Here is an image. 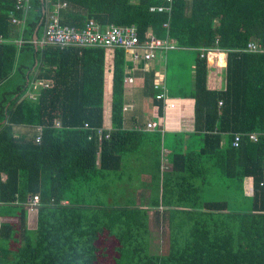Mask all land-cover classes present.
Here are the masks:
<instances>
[{"label": "trees", "instance_id": "obj_1", "mask_svg": "<svg viewBox=\"0 0 264 264\" xmlns=\"http://www.w3.org/2000/svg\"><path fill=\"white\" fill-rule=\"evenodd\" d=\"M60 1L65 24L135 26L141 43L152 32L175 43L169 51L197 53L191 93L157 99L162 84L146 79L155 118L170 110L177 130L168 134L196 143L170 152L163 126L124 127V49L114 51L109 130L106 49L36 45L44 1L32 0L25 14L17 0H0V264H105L109 256L114 264H264V52L235 51L250 41L264 49V0H173L171 16L150 10L166 0ZM214 47L228 52L226 61L219 53L201 58ZM182 99L194 101L188 131L178 126ZM250 132L262 134L255 142L244 136ZM133 156L150 159L143 171L152 183L141 184L148 194L138 195L126 173ZM223 186L232 193L216 195ZM36 195L30 230L26 203ZM151 212L167 227L165 254L151 252Z\"/></svg>", "mask_w": 264, "mask_h": 264}, {"label": "built area", "instance_id": "obj_2", "mask_svg": "<svg viewBox=\"0 0 264 264\" xmlns=\"http://www.w3.org/2000/svg\"><path fill=\"white\" fill-rule=\"evenodd\" d=\"M171 1V0H168ZM49 0L47 1V11L45 16V27H44V37L40 42L42 46L51 45L55 47L68 48V47H97L105 48L107 50L124 49L126 52L132 55V58L139 60L140 54H143V60L151 61L155 59L161 51H168L175 48V43H169L167 39H161L153 34H148L147 39L141 43L137 28L135 26L125 27L118 25H111L109 27H103L99 22L95 20H89L86 25L82 28H77L74 26H69L63 24L61 16L59 14V7L55 12H52L48 7ZM16 8L18 11H23L25 14L31 8L30 0H17ZM152 11L171 12L170 7L160 6L152 7ZM12 22L17 24L19 20L15 17V14L11 15ZM168 26V24H166ZM2 37H0V42H3ZM23 41H19L21 44ZM249 48L251 50H257L264 52V49L256 44L250 43ZM204 51V50H203ZM205 52H202V57H204ZM133 77H126L125 82L133 83ZM43 87H47L43 86ZM34 99V95H31ZM157 99H165V87L163 86V91L157 95ZM223 103L221 102L220 105ZM56 126H60V122H56ZM88 126V125H86ZM159 127V123L156 121L148 122L146 129L150 131H156ZM42 127L36 128L37 136L36 141L40 142L42 139ZM102 130H99V134ZM244 136L249 137L253 141L258 140V135L256 133H250ZM234 146H239V138L234 142ZM171 166L166 164V168ZM40 204V197L38 195L32 197L27 203L28 211L35 212L38 210Z\"/></svg>", "mask_w": 264, "mask_h": 264}, {"label": "crops", "instance_id": "obj_3", "mask_svg": "<svg viewBox=\"0 0 264 264\" xmlns=\"http://www.w3.org/2000/svg\"><path fill=\"white\" fill-rule=\"evenodd\" d=\"M65 49V48H63ZM107 51V67H106V76H105V89L106 92H109L110 89V98H108V102L106 103L105 108V121L107 122L108 127H112V88H113V58L115 50H106ZM126 52V51H125ZM192 52L185 54H177V55H191ZM193 61V72L195 73L196 59ZM226 53L219 52V55L225 56ZM127 55V69H126V77H133V83H127L125 86V112H124V127L128 130L135 129L137 127H145L146 124L150 121H159L155 118L152 106V98L151 92L146 90V87L149 86L146 79L151 78L156 82L157 85L165 83L167 87V71H168V63L171 54V51L161 52L158 56L151 60L145 61L143 60V54H140V59L135 60L132 58V55L126 52ZM225 59V58H224ZM126 79V78H125ZM151 81V80H150ZM156 85V86H157ZM167 92V91H166ZM107 94V93H106ZM167 95V94H166ZM174 100V99H172ZM176 100V99H175ZM179 113H180V124L182 128L179 130L191 129L192 122L194 120V101L191 99H182L179 102ZM168 113V114H167ZM165 115L164 124H163V132L170 133V131L177 130L175 126L174 119L171 117L172 113L169 110ZM186 125V126H185ZM176 128V129H175ZM27 128H20L21 134H29L30 132H34V130L27 131ZM173 133V132H172ZM153 134V133H150ZM188 137V135H187ZM136 160V168L140 166L143 167L142 158L134 157ZM133 159H131V163L128 165V169L133 170L135 168V164L133 163ZM144 170V167H143ZM136 172V171H135ZM142 172V171H141ZM146 173V171L142 172ZM135 176V175H134ZM141 184H146L145 182ZM140 184V185H141ZM251 184V181H246L245 187ZM139 192V191H138ZM31 199V197H30ZM29 202V201H28ZM27 202V203H28ZM26 203V204H27ZM29 222L28 224L30 230H36L38 224V210L35 212H28Z\"/></svg>", "mask_w": 264, "mask_h": 264}, {"label": "rangeland", "instance_id": "obj_4", "mask_svg": "<svg viewBox=\"0 0 264 264\" xmlns=\"http://www.w3.org/2000/svg\"><path fill=\"white\" fill-rule=\"evenodd\" d=\"M178 53H180V51H171V56L169 59V63H168V71H167V93H168V97H182V95L184 93L189 94L191 93V91L193 90V84H194V72H193V66L192 63L193 61H195L196 58V54L195 52H192L191 55H187V56H180L177 55ZM184 54V53H182ZM106 100H105V108H106V103L108 102V98H110V89L109 92H106ZM171 99H175V98H171ZM161 122L163 123V120H161ZM108 127V125H107ZM30 131V130H27ZM188 139H186V136L183 137V139L180 137V135H171V134H167L165 137L163 135L162 139V146L165 145V143L169 144V147H167L168 149H170V152L177 150L179 151L181 147H183V141H184V147L187 144H191V145H195L196 141H193L194 139H191L189 137H187ZM148 151V150H147ZM133 157H130L127 161V164L131 163V159H133ZM147 158V160H146ZM150 159H148V157H145L142 159L143 161V167H147V162H149ZM136 160L133 159V163L135 164ZM140 164L136 165L135 164V168L133 170L130 169H126V173L129 174L131 173V175H135V179L133 180V184H136L137 186H139V194L141 195L143 193L148 194L151 190L149 189V187H146L145 185L142 186L140 185L141 183L145 182L146 184L150 185L152 183V175L150 173H142L143 171V167H139L136 168V166H139ZM136 171V172H135ZM142 171V172H141ZM137 182V183H136ZM251 184H249L247 186V190L249 191V194L252 193L251 190ZM232 193V190H226V188L220 187L219 189H217L215 191V194L218 196H224V195H228ZM224 194V195H223ZM140 202L143 203H148L149 202V197H146L144 200H140ZM152 211V210H151ZM151 216H152V227H151V252L153 254H165L168 250V246H169V240H168V235H167V227L166 225H164L162 228L159 227L158 223L155 222V218L153 213L151 212ZM27 224L30 225L29 222V217H27ZM30 227V226H28ZM166 232V233H165ZM101 246L105 245V246H110V243H107L105 241H102V243L100 244ZM109 251L112 252L111 248ZM108 251V252H109ZM112 256H117L115 253L112 252L111 254ZM109 256V255H108ZM113 258L109 256V259H103L102 263L104 262L105 264H114V262L112 261Z\"/></svg>", "mask_w": 264, "mask_h": 264}, {"label": "clouds", "instance_id": "obj_5", "mask_svg": "<svg viewBox=\"0 0 264 264\" xmlns=\"http://www.w3.org/2000/svg\"><path fill=\"white\" fill-rule=\"evenodd\" d=\"M44 1V3H45V8H44V18H43V22H42V24L39 26V28H43V36H42V39H40V40H38V38H37V41L36 42H34L36 45H41L40 44V42L43 40V37H44V27H45V16H46V11H47V1L48 0H43ZM136 0H132V2H135ZM168 3H169V5L168 6H165V7H170L171 8V12L170 13H168L167 11H164V12H166V13H168V15L169 16H171V13H172V6H171V3H172V1L173 0H171V1H168V0H166ZM32 0H30V4H31V8H32ZM67 6V3L66 2H64V3H61V1L59 0V1H57L55 4H53L52 3V0H49V4H48V7L50 8V10L52 11V12H55L56 10H57V8L59 7V14H60V16H61V9L62 8H65ZM164 6V5H163ZM152 7H160V6H152ZM151 7V8H152ZM31 8H30V10H31ZM151 8H150V10H151ZM152 11V10H151ZM152 12H159V11H152ZM161 13H163V12H161ZM10 19L12 20V18H11V15H10ZM61 20H62V22H63V17L61 16ZM91 20V19H90ZM92 20H94V19H92ZM89 21V20H88ZM87 21V22H88ZM96 21V20H95ZM86 22V23H87ZM98 22V21H97ZM13 23V22H12ZM15 24V23H14ZM63 24H65L64 22H63ZM65 25H68V24H65ZM86 25V24H85ZM69 26H73V25H69ZM74 27H76V26H74ZM84 27V26H83ZM39 28H38V30H39ZM79 28H82V27H79ZM150 34H153L152 32H150ZM37 35V34H36ZM153 35H155V34H153ZM139 36V35H138ZM156 36V35H155ZM146 39H147V36H146ZM35 40V39H34ZM19 41H23V39H21V40H16V42L18 43V44H20L19 43ZM24 43V41L21 43V44H23ZM250 43H254V44H256L257 45V47H259L260 46V44L261 43H257V42H255V41H250L248 44H247V46L246 47H244V48H241V49H236L235 51L236 52H244V53H249V54H257V53H259L260 51H257V50H251L250 48H249V45H250ZM44 46H47V45H44ZM48 46H51V45H48ZM60 48V47H59ZM68 48H70V47H68ZM84 48V47H83ZM107 50V49H106ZM161 52H164V51H161ZM201 53H200V56H201V58H203L202 57V52H205V55H204V58L205 57H208V55L206 56V52H209V54H211V53H219V52H222V53H226L225 54V56L223 55V58H225L224 60L226 61V59H227V54H228V52L227 51H224V50H221V49H218V48H213V49H204V51L203 50H201L200 51ZM210 56V55H209ZM211 60V65H212V63H213V57L210 59ZM162 86H164L165 87V99H163V100H166V97H167V87H166V85H165V83H163L162 84ZM156 122H158L159 123V127L160 126H163V123L159 120V121H156ZM163 122H164V120H163ZM148 124V123H147ZM147 124H146V126H147ZM146 126L145 127H137V128H135V129H132V130H139V131H150V130H147L146 129ZM158 127V128H159ZM157 128V129H158ZM112 129V127H110L109 126V130H111ZM151 132H155V131H151ZM250 133H256L257 135H258V137L262 134V133H259V132H250ZM250 133H247V134H250ZM245 135H247L246 133H244ZM250 139V138H249ZM251 140V139H250ZM253 141V140H252ZM264 182V181H263ZM252 181H251V190H253V187H252ZM27 205V204H26ZM29 212V211H28Z\"/></svg>", "mask_w": 264, "mask_h": 264}, {"label": "water", "instance_id": "obj_6", "mask_svg": "<svg viewBox=\"0 0 264 264\" xmlns=\"http://www.w3.org/2000/svg\"><path fill=\"white\" fill-rule=\"evenodd\" d=\"M37 32H38V30H37ZM34 39H35V42H36L37 41V35H35Z\"/></svg>", "mask_w": 264, "mask_h": 264}]
</instances>
